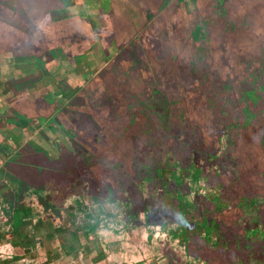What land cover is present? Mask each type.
<instances>
[{"label":"rangeland","instance_id":"rangeland-1","mask_svg":"<svg viewBox=\"0 0 264 264\" xmlns=\"http://www.w3.org/2000/svg\"><path fill=\"white\" fill-rule=\"evenodd\" d=\"M35 1L0 32V264H264V0H149L139 18L134 1L127 22L108 1ZM98 40L108 67L15 58L55 43L72 63ZM106 187L136 207H105L83 234L66 210Z\"/></svg>","mask_w":264,"mask_h":264},{"label":"flooded vegetation","instance_id":"flooded-vegetation-1","mask_svg":"<svg viewBox=\"0 0 264 264\" xmlns=\"http://www.w3.org/2000/svg\"><path fill=\"white\" fill-rule=\"evenodd\" d=\"M77 1L78 0H76L75 2L77 3ZM83 1L85 3H87L86 0H83ZM101 1L100 2H101L102 5H106L107 4L106 1L110 2V4L114 7V11H115L117 6L125 4L126 7H128V4L133 3L134 1H135V8H136L135 10H137V8H140L139 2H146V1H149V0H101ZM188 1L189 0H185L184 3L188 2ZM190 1H192V0H190ZM38 2H39V0H36L35 4H37ZM154 2H156L158 4L159 3L164 4V3H166V0H157V1H154ZM62 3L64 4L65 2L62 1ZM168 3H169V5H172V7H173L175 3L179 4V3H182V2H180V1L179 2H175V1L173 2V0H170V1H168ZM1 4H5L3 6H5L6 8H7V6L8 7L10 6V7L14 8V11L16 13L11 15L10 12H8L6 9L2 10L1 9L2 8ZM150 4H152V3H150ZM67 6H69V5H67ZM169 7H171V6H169ZM116 12L118 13V16H120L121 19L123 18V20H124L126 18V17L124 18V13L122 11H121V13L119 11H116ZM146 12H150L148 7H146ZM136 13H137V11H136ZM146 14L148 15V13H146ZM0 15H1V19L4 20V21H5L6 17H13L14 21H15V19L18 20L19 18L20 19L23 18L22 16H29L30 18H33V0H0ZM101 15L103 16L102 19L103 18L107 19L106 15H108V18H109L112 15V12H109L106 9V10H103ZM127 21L128 20L126 18V22ZM6 22H7V25H5L3 23L4 24L3 27L2 26L0 27V32H1V30H4L6 27H11L12 24L8 20ZM37 50H38L37 44L33 43V50H32V44H31L23 52V54H25V55L16 56L15 57V58H17V63L18 64H23V65H25L27 67H30L32 70H33L34 67H37L38 69H43L44 71H46L47 67L60 68V67L63 66V64L66 67H68V68H70L71 64H73L72 66H75L74 65L75 63L77 64V66L80 65V64H82V66H86V64L90 65V62H91L90 58H92L94 60L96 58L95 61H97V62H95V63H96V65L99 64V68L100 67H105V66L108 67L109 65H111L109 58H106L105 60H102L101 54L103 53L104 50L102 48V41H99V40L98 41H94L91 46L89 44L87 46V49H85L84 52H81L79 54L74 55V57H72V63L69 62L70 59L67 57L65 51L62 50L60 44H55L54 43L50 47L45 48V52H42V51L39 52ZM6 58H10V56H8ZM11 63H13V61ZM78 76L79 75H76V77L80 79V76L79 77ZM76 77L74 75V78H76ZM46 94H48V93H46V92L43 93V95H46ZM54 94H59V93H54ZM61 95H65L66 96V97L63 98L64 99L63 103L70 102V101L73 102L74 101V98L70 94L61 93ZM0 97H1V95H0ZM45 98L47 99L48 97H45ZM53 99H55V98H53ZM69 112L73 113L72 110H69ZM64 113H67V109L65 107H63V106L59 107V108H52L51 113L49 115H47L46 118L41 119L40 122L44 123V122H46V120H48V122H49L51 119L57 117L58 115H63ZM19 118H20L19 119L20 123H24V120H22L21 117H19ZM48 122H46V123H48ZM6 161L7 160H4V162H6ZM166 173L168 175L167 178L172 177V172H166ZM160 174H163V172L160 173ZM176 175H179V173H177ZM173 177H174L173 179L175 180L174 182L177 183V181H178L177 179L179 177H175V176H173ZM180 178L184 182L188 180V178L185 177L184 175L182 177L180 176ZM190 183H191V186L193 188L196 187L195 186V181H194V183L190 181ZM191 186L189 188H192ZM105 190H106L105 195L102 198H99L95 194L88 195L90 200L93 202L92 205H87L83 201L84 200L83 199V195L80 197V195L82 193L74 194L76 196L73 197L72 203L69 204V208L68 209L70 210V208H73V210L75 212H70L67 209L66 210V215L70 216L71 213L72 214H77L78 223L81 220H82V222L85 220L83 223H81V225L78 226V228H81L83 234H86L87 231H90V230L93 229L92 227H95V224L100 220V218L103 217L102 216V212L105 213V210H106L105 207H123L121 209L122 211H126L130 207L132 208V205H133V207H136V203L135 202H132V203L130 202L129 203L127 200L119 201V197H118L119 194H116L115 196L117 197V199H114L113 195H112V190H110L109 187H106ZM193 191H195V189H193ZM159 192H160L159 193L160 201H164V205H166L168 197L163 196L160 190H159ZM175 192L179 194L180 198L184 202L190 203L192 205V208L193 207H195V208L196 207H202V211L205 213L206 211H209V209L211 207V204L210 205L209 204H205V203H202L201 201L198 203V205H196L194 203V201H198L199 200L198 196H200L197 193H194L193 195L190 196V199H188L187 197L189 196V190L186 191V192H184V191L180 192V190L177 192V190H176ZM173 199L176 201V209L178 211V214L180 215L179 218L184 219L179 225V231H178L179 233H176L177 235L181 236L184 233V231H186V226H185L184 223H189V221L186 220L185 218L190 212L188 210V207H179V202H178L177 198H173ZM206 203H208L207 199H206ZM190 204H188L189 207H191ZM49 206L53 207L54 203H52V201H51L49 203ZM160 206L161 207H158L159 209H168L169 208V207H164V206L162 207L161 204H160ZM222 206H224V205H222ZM248 206H250V204H247L246 207H248ZM243 207H245V206H243ZM150 209H153V207H151ZM106 213H108V214H106L107 217L115 215V213H112V212H110V213L106 212ZM125 214H127V213H125ZM73 216H75V215H73ZM204 217L205 216L203 214H200V217H197V219H199V220L201 219V226L204 229V234H207V233L210 232L209 231L210 228L214 227V225H210V222L206 221V218L204 219ZM79 218H80V221H79ZM124 218H125V215H124ZM85 222H87V223L89 222L88 223V227H85L83 229V227L86 225ZM166 222H167L166 220H163L161 222V226L162 227L165 226ZM115 223H116V221H115ZM78 228L77 229L75 228V229L78 230ZM75 229L74 230L71 229V231H76ZM248 231H246L245 233H248ZM206 237L208 238V235Z\"/></svg>","mask_w":264,"mask_h":264},{"label":"crops","instance_id":"crops-1","mask_svg":"<svg viewBox=\"0 0 264 264\" xmlns=\"http://www.w3.org/2000/svg\"><path fill=\"white\" fill-rule=\"evenodd\" d=\"M156 4H158V3H155L154 5H156ZM130 5V4H129ZM134 7H135V5H134ZM116 11H119L120 13H121V11L124 13V18L126 17L127 18V20L128 19H130L129 17H128V13H129V10H128V7H126V5L125 4H122V5H120V6H117L116 7ZM137 13H138V18H139V8H137ZM136 13V14H137ZM149 13H152V12H148V14ZM135 14V15H136ZM136 17H137V15H136ZM0 18H1V15H0ZM126 18L124 19V21L126 22ZM123 19V18H122ZM135 19V18H134ZM1 21H0V27L2 26L3 27V23H2V19H0ZM136 20H137V18H136ZM6 54L7 53H5L4 55H0V56H6ZM3 59L2 58H0V67L2 66V64H1V61H2Z\"/></svg>","mask_w":264,"mask_h":264},{"label":"water","instance_id":"water-1","mask_svg":"<svg viewBox=\"0 0 264 264\" xmlns=\"http://www.w3.org/2000/svg\"><path fill=\"white\" fill-rule=\"evenodd\" d=\"M15 217H16V215H15ZM15 217H14V219H15Z\"/></svg>","mask_w":264,"mask_h":264},{"label":"trees","instance_id":"trees-1","mask_svg":"<svg viewBox=\"0 0 264 264\" xmlns=\"http://www.w3.org/2000/svg\"><path fill=\"white\" fill-rule=\"evenodd\" d=\"M249 114V113H248ZM250 115V114H249Z\"/></svg>","mask_w":264,"mask_h":264}]
</instances>
